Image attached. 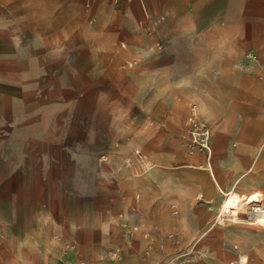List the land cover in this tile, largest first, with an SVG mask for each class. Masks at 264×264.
<instances>
[{
  "label": "rangeland",
  "instance_id": "374dc122",
  "mask_svg": "<svg viewBox=\"0 0 264 264\" xmlns=\"http://www.w3.org/2000/svg\"><path fill=\"white\" fill-rule=\"evenodd\" d=\"M121 1L110 0L119 9ZM162 14L166 15L154 16L153 22ZM239 36L250 39V33ZM219 38L220 33L201 35L198 44L215 51ZM153 40L155 47L159 39L154 35ZM29 41L22 39L23 44ZM10 50V38L0 34V55L7 56ZM134 59L128 56L114 67L128 72L131 69L122 65ZM230 72L234 79L222 86L219 97L230 120L228 150L213 158L214 166L225 182L252 163V174L264 177V90L257 86L264 79V59L248 49L232 59ZM0 88L20 92L8 85ZM107 89L101 85L97 91L105 94ZM103 97L90 100L67 94L60 107L65 119H58L66 122V134L54 135L66 137V147L61 142L54 149L50 140L36 145L27 160L20 151L16 173L10 176L9 166H0V238L17 237L9 225L17 220L31 223L29 230L36 232L42 222L64 226L73 211L77 235L60 239L48 228L45 248L51 256L45 264H264V229L259 228L264 223L221 220L224 200L243 190L232 188L221 197L204 166L207 155L187 152L188 107L195 102L188 99L174 109L163 107L149 115L132 107L131 115L124 117L123 97H115L119 100L114 103ZM56 104L50 108L58 109ZM1 105L3 117L11 118L10 102ZM20 121L25 123L26 117ZM18 136L21 147L26 134ZM130 141L128 153H117ZM148 145L160 147L162 164H144L150 157ZM136 148L143 150V163L134 154ZM108 223L113 229L102 227ZM18 236L20 241L28 237ZM4 258L3 264H41L16 261L12 255Z\"/></svg>",
  "mask_w": 264,
  "mask_h": 264
},
{
  "label": "crops",
  "instance_id": "0c3cea01",
  "mask_svg": "<svg viewBox=\"0 0 264 264\" xmlns=\"http://www.w3.org/2000/svg\"><path fill=\"white\" fill-rule=\"evenodd\" d=\"M121 2L119 9L110 0H0V34L11 40L8 55H0V85L20 91L8 93L0 88V166H9L10 176L16 173L20 151L27 160L36 145L50 140L54 149L61 142L66 147L67 138L54 135L66 134V122L58 119H65L60 107L67 94L85 95L90 100L104 96L112 103L123 97L127 103L124 117L131 115L132 107L149 115L192 99L210 126L211 154L205 156L204 166L221 197L232 188L246 189L264 203V177L252 174L254 163L225 182L213 162L216 155L228 150L230 120L219 97L222 86L234 79L232 59L248 49L264 59V0ZM161 13L166 15L153 22L152 18ZM211 33H220L215 51L198 44L201 35ZM239 33H250V39L243 41ZM154 35L159 39L155 47ZM23 38L31 41L23 44ZM128 56L136 59L122 68L131 70L118 71L115 64ZM183 57L188 61L181 62ZM101 85L108 87L106 95L97 91ZM257 86L264 90V79ZM3 101L11 104V118L3 117ZM51 103H57L58 109H51ZM20 117H26V122L22 123ZM46 118L53 120L50 123ZM131 128L129 123L127 129ZM23 133L26 137L20 147L18 134ZM46 134L53 136L48 139ZM132 145L133 141L124 144L117 153H128ZM146 150L150 157L144 164H162L159 146L148 145ZM75 216L72 211L64 221L65 232L63 224L42 222L41 229L34 233L29 230V222L9 223L17 237L0 238V264L8 255L16 261L45 264L51 256L45 248L46 234L51 232L48 228L58 232L60 239L74 237L78 232ZM111 225L102 227L113 229ZM21 233L28 237L20 241Z\"/></svg>",
  "mask_w": 264,
  "mask_h": 264
},
{
  "label": "built area",
  "instance_id": "2783aa9c",
  "mask_svg": "<svg viewBox=\"0 0 264 264\" xmlns=\"http://www.w3.org/2000/svg\"><path fill=\"white\" fill-rule=\"evenodd\" d=\"M189 114H188V130L190 134V140L187 147V152L190 155H195L198 152L204 154H211L210 150V129L208 124L201 119L198 107L195 103L189 105ZM135 155L140 162L145 161L144 153L140 149H136ZM144 157V158H143ZM175 208V206H174ZM177 212V209L175 210ZM257 211L256 209H251L246 216L248 218H254Z\"/></svg>",
  "mask_w": 264,
  "mask_h": 264
},
{
  "label": "bare ground",
  "instance_id": "6f19581e",
  "mask_svg": "<svg viewBox=\"0 0 264 264\" xmlns=\"http://www.w3.org/2000/svg\"><path fill=\"white\" fill-rule=\"evenodd\" d=\"M261 201L262 200L258 197V195L252 194L250 190H243L242 192L229 196L223 202V217L221 220L230 221L231 219H245L254 224L264 223V203ZM253 208L256 209L257 213L254 218H248L245 213L248 215V212Z\"/></svg>",
  "mask_w": 264,
  "mask_h": 264
}]
</instances>
